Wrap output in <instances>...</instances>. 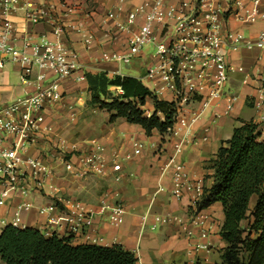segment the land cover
<instances>
[{
  "label": "crops",
  "instance_id": "0c3cea01",
  "mask_svg": "<svg viewBox=\"0 0 264 264\" xmlns=\"http://www.w3.org/2000/svg\"><path fill=\"white\" fill-rule=\"evenodd\" d=\"M38 2L44 4L45 0ZM62 2L64 6H58L55 15L69 26L65 28L62 38L78 52L82 65L80 73L106 74L110 79L118 75L135 77L160 100L173 102L167 93L155 91L162 84L159 80L147 77L148 66L152 62L151 48L134 55L130 64L102 59L104 53H130L128 38L144 22V14L149 10L147 0ZM69 7L73 9L71 12L67 9ZM137 8L141 12L135 23L129 30L119 31L117 25L124 24L128 13ZM11 19L16 28L14 39L18 45H21L25 36L54 38L48 24H31L25 20L22 11L15 13ZM78 24L83 27L78 28ZM231 27L243 31L247 40L255 41L258 32L264 30V23L241 25L232 22ZM140 58H144L145 64L133 65L132 62ZM228 60L232 67L228 89L238 95L236 106L229 116L218 119L212 110L206 111L195 124L196 142L188 146L182 155L191 178L201 180L206 190L214 184L212 162L222 143L233 136L237 127L245 121H253L258 125L261 140H264V122L254 107L255 99L264 98V49L256 46L242 48L230 52ZM132 68L138 70L139 74L133 75L126 71ZM36 74L34 70L29 75L30 80H23V67L18 63H7L5 68L0 69V107L32 92L34 86L31 80ZM48 76L50 80L56 78L51 73ZM59 83L62 99L45 110V124L53 127V136L41 137L29 153L32 156H40L42 152L50 154L57 142L61 143L64 152L70 153L103 146L105 159L111 166L109 173L81 178L66 173L61 165L58 166V178L54 183L61 188L65 200L45 193H34L29 198L19 194L10 195L5 204L0 206V234L5 227L2 220L11 222L15 207L25 200L31 201L34 208L23 212L20 228L32 227L44 232L47 215L41 214L40 208L54 206L50 214L61 217L60 223L64 224L62 211L69 199L80 200L94 211H99L105 203L120 199L126 207L121 225H112L108 213L94 216L91 232L104 238L100 245H121L136 255V264H223V253L228 243L221 235L225 213L220 202L200 210L209 219L202 227L193 228L192 238L186 236L179 224H163L157 219L167 214L187 219L197 211L190 192L187 191L181 199L172 196V170L162 176V169L172 153L174 139L169 141L165 134L157 130L148 135L141 125L130 123L123 117L112 121L114 112L93 102L87 78L82 81L76 77L62 78ZM109 90L113 95L120 94L117 86H111ZM194 107H198V103ZM142 108L145 115L150 116L155 110L154 99L147 98ZM137 142L144 144L139 154H135ZM128 155H131L129 159ZM160 186L163 187L162 191H159ZM255 201L253 197L251 206L255 205ZM246 224L243 222V225ZM57 234L66 236L65 226H61ZM73 243L83 242L73 237ZM203 245L207 248H198Z\"/></svg>",
  "mask_w": 264,
  "mask_h": 264
},
{
  "label": "built area",
  "instance_id": "2783aa9c",
  "mask_svg": "<svg viewBox=\"0 0 264 264\" xmlns=\"http://www.w3.org/2000/svg\"><path fill=\"white\" fill-rule=\"evenodd\" d=\"M147 1L149 10L144 14V22L128 38L130 53H104L102 59L130 64L134 55L147 48H156L151 55L147 77L162 83L155 91L170 95L176 109L174 125L165 133L169 141L174 140L162 176L172 170V196L181 199L188 191L193 206L197 207L187 219L174 214L157 219L163 224H179L186 236L192 238L193 228L202 227L209 216L198 210V203L205 194L204 184L191 178L182 155L196 142L195 124L206 111L212 110L217 119L233 112L238 95L228 89L232 71L229 53L254 46L264 49V30L258 32L255 41H250L243 31L233 29L231 23H264V0ZM62 5V0H45L44 4L38 0H0V69L7 63L21 64L23 80H30L29 75L37 71L31 80L32 92L0 107V206L12 194L29 198L34 193H45L64 201L61 188L54 183L60 165L66 173L81 178L106 175L111 167L105 159L103 146L70 153L64 152L61 143L57 142L50 154L42 152L40 156H32L29 153L41 137L53 136V127L45 124V110L63 97L59 80L68 77H76L79 81L86 79V74L80 73L82 65L78 52L62 38L65 28L69 27L55 15L58 6ZM18 11H22L25 20L31 24H48L54 38L25 36L18 45L11 19ZM140 12L139 8L129 12L126 22L117 25L118 30H129ZM82 27L78 24V28ZM48 73L56 78L50 80ZM117 90L123 94L120 87ZM195 103H198L196 108ZM254 107L264 122V98L255 99ZM143 148V143H135V154L141 153ZM130 157L128 155L127 159ZM162 190L160 186L159 191ZM33 208L31 201H23L15 207L14 219L11 222L2 220V224L20 228L23 212ZM53 209L54 206L39 210L47 215L43 229L47 236L57 234L58 229L65 226L66 236L97 245L103 243L104 238L91 232L94 216L108 213L109 222L119 226L126 214L125 204L120 199L103 204L99 211L80 200L69 199L62 211L64 224L60 223L61 217L50 214Z\"/></svg>",
  "mask_w": 264,
  "mask_h": 264
},
{
  "label": "trees",
  "instance_id": "16d2710c",
  "mask_svg": "<svg viewBox=\"0 0 264 264\" xmlns=\"http://www.w3.org/2000/svg\"><path fill=\"white\" fill-rule=\"evenodd\" d=\"M94 103L119 117L141 125L148 135L165 134L175 122V104L160 100L141 80L130 76L86 74ZM120 87L113 95L109 88ZM147 98L155 110L145 115ZM214 184L205 189L198 210L220 202L225 213L221 229L228 246L223 264H264V140L258 125L245 121L222 143L216 159ZM255 197V205L251 200ZM243 222H247L243 225ZM136 255L121 245L74 244L72 236H47L39 229L7 225L0 234V264H136Z\"/></svg>",
  "mask_w": 264,
  "mask_h": 264
},
{
  "label": "rangeland",
  "instance_id": "374dc122",
  "mask_svg": "<svg viewBox=\"0 0 264 264\" xmlns=\"http://www.w3.org/2000/svg\"><path fill=\"white\" fill-rule=\"evenodd\" d=\"M155 51H156V48L152 47L150 50V53L153 54V53H155ZM132 63H133V65L139 63L140 65L143 66L145 64V60H144V58H140V59L134 60ZM126 71L130 72L133 75L139 74V71L136 70L135 68H132L131 70H126Z\"/></svg>",
  "mask_w": 264,
  "mask_h": 264
}]
</instances>
